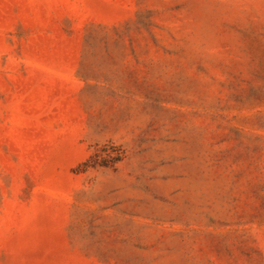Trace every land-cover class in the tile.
Listing matches in <instances>:
<instances>
[{
	"label": "rangeland",
	"instance_id": "374dc122",
	"mask_svg": "<svg viewBox=\"0 0 264 264\" xmlns=\"http://www.w3.org/2000/svg\"><path fill=\"white\" fill-rule=\"evenodd\" d=\"M0 264H264V0H0Z\"/></svg>",
	"mask_w": 264,
	"mask_h": 264
},
{
	"label": "trees",
	"instance_id": "16d2710c",
	"mask_svg": "<svg viewBox=\"0 0 264 264\" xmlns=\"http://www.w3.org/2000/svg\"><path fill=\"white\" fill-rule=\"evenodd\" d=\"M110 147L115 150V157L112 159V162L110 163H106L104 162L103 164H101L102 166H114L115 164H117L118 162H120L123 158V155H122V150L120 147L118 146H115L114 144H110ZM97 155H94V157H96ZM96 165H98V162L96 161V159L94 160L93 164H92V167H95Z\"/></svg>",
	"mask_w": 264,
	"mask_h": 264
}]
</instances>
